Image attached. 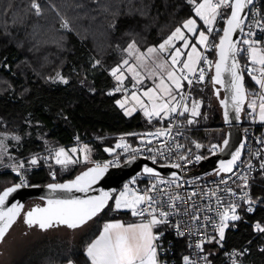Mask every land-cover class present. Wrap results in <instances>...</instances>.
<instances>
[{
	"label": "snow or ice",
	"instance_id": "obj_1",
	"mask_svg": "<svg viewBox=\"0 0 264 264\" xmlns=\"http://www.w3.org/2000/svg\"><path fill=\"white\" fill-rule=\"evenodd\" d=\"M188 3L193 6L194 16L202 21L203 26L197 23V19L190 17L180 27H176L157 47L148 48L146 53L140 52L133 42L125 51L135 58V62L130 63L128 59H124L111 69V75L118 82L114 92L126 93L122 100L116 101L120 108H125L131 100L142 109L143 115L149 122L153 119L161 124L164 120L169 122L167 128L162 127L154 132L143 134L145 137L157 140L161 137L168 138L158 146L147 148V151L153 155L146 158L151 159L154 164L157 163V155L166 159L174 152L180 160L188 161V155L180 151L185 146L176 142L175 136L172 135L173 126L177 128L176 134L181 135L179 123L173 122L178 121L179 117L185 116L186 113L193 118L200 115L199 109L202 102L192 97L191 88L194 84L204 83L208 72H213V75L208 77V83L213 86L214 94L218 98L221 88L226 87V96L219 101L224 107L226 120L229 117V104H231L234 118L238 119L239 113L243 110L242 106L248 100L250 90L245 86L246 73L258 87L256 92L251 93L253 98L247 103L248 108L251 109L249 115L252 116L258 112L259 120L264 122V42L255 39L258 31L264 33V17L249 19L254 0H200V2L188 0ZM32 7L39 14L40 4L34 0ZM218 20L225 24L223 28L216 27ZM63 26L68 27L67 21ZM178 42H180L179 47ZM208 52H214L217 59L215 61L209 59ZM242 54L246 55L248 64L241 65L239 58ZM125 72L131 75L132 89H137L138 85H144L145 80L150 81L151 86L131 91V95H127L129 89L124 87V81L129 79V76H126ZM60 79L63 83H67V80L62 77ZM185 84L188 86L187 89ZM217 85L220 87H216ZM112 94L114 93H109V95ZM132 111H135V107L126 109V114L131 115ZM186 123L191 125L195 123V120L187 119ZM15 138L19 139V137ZM168 140L172 142L169 143ZM142 142L145 141L142 140ZM146 143L152 144V139H147ZM224 144L226 146L228 141L225 140ZM2 145L3 141H0V147ZM195 147L201 148L202 145L196 143ZM115 148L128 151L131 146L121 138V142L116 144ZM114 150L113 148L105 149L109 153ZM131 150L140 151V149ZM78 151L85 153L83 163H88L87 153L90 151L88 145H83L82 149L58 148L50 158L54 159L55 164L67 168L69 165L80 162L79 158L69 154H76ZM186 151L190 153L191 149ZM256 156L259 158V152ZM195 159L200 161L202 157L196 156ZM37 163L36 158L30 161L31 165ZM170 166L181 168L179 163ZM259 166L261 170H264V160H261ZM108 167V163L96 164L82 172L73 181L49 184L48 187L54 192L71 193L75 190L87 193ZM245 167L249 172L254 169L251 162L246 164L241 160V151L238 149L231 155V159L220 161L216 175L221 178L215 188L207 191L203 189L198 191L197 188H193L182 194L180 189L184 188V184H192L194 181L181 182V176L175 172L171 173L172 179L167 180L162 178L161 173L155 168L145 166L143 172L152 177L153 181L143 190L125 185V190L119 192L115 198L110 192H101L98 196L49 199L46 207H36L28 211L25 214V223L30 227L36 226L43 230L59 226L77 229L102 213L111 200L113 208L110 210H128L133 217L138 218V222L105 223L99 234L86 245L85 255L88 264H161L159 253L163 250V245L158 242L164 233L163 231L154 232V229L160 225H169L175 229L177 235L184 236L183 227H189L193 233L199 234L201 229L207 227L204 223L207 221L218 233L217 242L223 240L229 221H237L241 218L236 214L238 205L226 199L228 196H237L235 190L229 185V181L235 183L237 180H242L244 181L242 187L247 188L248 176L240 171H234V169ZM22 168H24L23 162H20L18 166L13 165L17 175H20L19 170ZM52 176L55 178V172ZM26 186H28L26 179L21 178L19 184L0 193V242L4 241L8 230L23 209V205L19 203L5 207L6 201L10 194ZM237 198L244 199L249 204L252 203L247 192ZM252 210L251 207L248 208L249 212ZM170 217H190L191 219L190 221L179 219L172 223ZM214 218L218 219L219 223H215ZM255 230L264 233V226L257 223ZM213 239L216 237L200 240L195 247L203 251L205 242H211ZM189 246L192 247L191 244ZM204 259L206 260V257ZM183 262L195 264V261L188 256L183 257ZM68 264H74V261L69 259Z\"/></svg>",
	"mask_w": 264,
	"mask_h": 264
},
{
	"label": "trees",
	"instance_id": "obj_2",
	"mask_svg": "<svg viewBox=\"0 0 264 264\" xmlns=\"http://www.w3.org/2000/svg\"><path fill=\"white\" fill-rule=\"evenodd\" d=\"M33 2L0 0V132L21 136L15 157L26 160L36 152L69 146L76 140L91 145L93 159L112 155L118 134L144 130L149 123L140 111L127 115L116 103L124 93L114 92L116 81L110 70L120 64L131 43L140 48L161 43L194 16L193 6L188 0H35L40 4L37 14ZM65 21L67 28L63 26ZM219 23L223 28L225 24ZM240 60L242 65L248 61L243 54ZM59 74L67 83L57 79ZM208 77L202 83L204 89H198L204 102L202 112L211 101L219 113L221 106L213 86L207 83ZM245 85L250 95L258 89L246 73ZM260 132L264 136V125ZM189 133L210 141L202 127H193ZM130 140L135 144L138 134L130 135ZM106 148L115 150L109 153ZM78 166L75 164L73 170L62 175L60 166H55V178L48 165L26 169L22 174L28 184L62 183L79 172ZM2 176L11 177V184L19 182L20 175L14 171H0ZM253 194L264 203V170L253 183ZM112 204L110 200L72 245L66 244L64 238L60 239L63 243H55L50 254L54 259L25 262L65 264L71 259L88 264L86 245L99 233L103 221L125 215L110 210ZM259 222L264 223L263 207L252 214L242 212L239 220L229 224L223 240L217 242L215 233L216 239L205 243L212 264L224 259L225 250L242 246L250 239L249 251L240 255L239 264H264V233L254 237ZM175 246L177 264H184L183 257L188 256L186 239H176Z\"/></svg>",
	"mask_w": 264,
	"mask_h": 264
},
{
	"label": "built area",
	"instance_id": "obj_3",
	"mask_svg": "<svg viewBox=\"0 0 264 264\" xmlns=\"http://www.w3.org/2000/svg\"><path fill=\"white\" fill-rule=\"evenodd\" d=\"M261 17H264V0H255L253 6L251 7V11L249 14V19L256 18L260 19ZM220 21H217L216 27L220 28ZM211 39V38H210ZM256 40H260L264 42V33L257 32L255 36ZM244 55V54H243ZM246 58V55H244ZM249 61L246 62L248 64ZM251 66V65H250ZM208 74V73H207ZM118 85V84H117ZM116 85V87H117ZM125 88H128L129 91L131 89L130 86H125ZM258 89L255 90V92ZM124 92V91H123ZM245 105L244 111H243V119H242V126L244 133L246 135V141L244 146L243 155L241 157L242 161H245L247 164L248 162H251L252 165H254V169L249 172L247 168L244 169H234V171H240L243 174L248 176V187L243 188L242 185L244 181L237 180L235 183L232 181H229V185L235 190L237 196H228L226 199L234 202L238 205L236 214L241 217L242 212H248V213H255V211L259 207L264 208V203L261 201L260 198H257L253 194V183L256 180L258 174L261 172L260 169V162L261 160H264V136L260 132V128L263 125L258 116V112L254 113L252 116L249 115L251 112V109L248 108V106ZM254 117V118H253ZM148 120V119H147ZM149 127L135 132H125L120 133L117 135L115 145L121 142V138H123V141L128 143L131 148L128 151H124L123 149L115 148V152L112 155L99 157L96 159H92L90 161L91 164H100L103 165L105 163H108L111 166H116L121 164L122 162L126 161L128 158L132 156H142V157H150L153 155V153H150L147 151V148L158 146L160 143H162L164 140L168 139L167 137H161L159 140L153 139L151 137H145L143 136L144 133L148 132H154L158 128H167L169 127L168 120H164L163 123H157L155 119H153L151 122H149ZM175 123H179V131L181 135H177V128L172 127V135L175 136L176 142L183 144L185 147L184 149H181V153L188 155V161L180 160L178 158V155L174 152L171 156H168L166 159H162L159 155H157V163H179L181 165L180 168V176L182 178V181H194L192 184H184V188L180 189V192L183 194L185 191H191L193 188H197V190H209L212 188H215L216 183L219 182L220 176L216 175L217 171L213 172H206L204 175L198 172V169L200 168L201 162L208 156H211L213 154H216L221 151L222 149V143L221 142H204L197 137L191 135L189 133V130L191 127L187 126L183 122V116L179 117L178 121H174ZM132 134H138V140L135 144L131 143L130 135ZM147 139H152V144H147ZM145 141V142H142ZM169 143H171V140H168ZM81 144V140H76L75 144ZM199 143L202 145L201 148H196L195 144ZM216 146V147H214ZM191 149V152L188 153L186 150ZM131 149H140L138 152H133ZM259 152V158H257L256 154ZM167 155V153H166ZM53 156L52 149H46L41 150L39 152H36L32 154L27 162L31 161L32 158H37L38 163L36 165L31 164H25L24 168L20 169V176H19V183L21 182V178L26 179L28 184V179L26 175L22 174L24 170L39 167L42 165H48L52 168V173L54 172L55 166H58L53 162V159L50 158ZM200 156L202 159L200 161H196L195 157ZM48 158V159H45ZM26 160V159H25ZM151 160V159H150ZM30 163V162H29ZM224 175V174H222ZM164 179L171 180L172 177L170 176H161ZM135 183L133 184V181H129L126 184L123 185L121 188L122 190H125V185H128L131 188L141 189L143 190L145 187L148 186L149 183L153 181L152 177H147L145 174L139 175L135 180ZM199 186V187H197ZM120 191V190H119ZM118 191V193H119ZM121 192V191H120ZM247 192L248 197L251 199L252 203L249 204L244 199H238L237 197H242L244 193ZM251 207L253 210L251 212L248 211V208ZM218 211H222V209H217ZM137 218V217H135ZM172 223H175L179 219H183L185 221H190V217H170L169 218ZM215 223H219V220L214 218ZM232 221H229V224ZM195 223V222H194ZM205 224H207V227L200 230L199 234L193 233L189 227H183L182 230L184 231V236H179L176 234V231L174 228H172L169 225H160L159 227L154 229V232H160L163 231L164 235L160 238V241L158 243H162L163 250L159 253V259L161 261V264H177V256L175 255L176 251V239L184 238L187 242V248H188V257L195 261V264H212L210 259V254L205 248V244L203 247V251H199L195 246L199 243L200 240H206L208 237H213L217 231L214 230V228L211 226V224H208L207 221H204ZM261 226H264V223L259 222ZM197 228H199V224L196 225ZM262 234L261 232H258L255 230L254 237ZM253 237V238H254ZM250 239L245 244L239 247H233L230 249L225 250L224 252V259L219 264H238L239 263V257L242 254H245L249 251ZM207 243V242H205ZM192 245L190 247L189 245ZM206 257V260L204 259Z\"/></svg>",
	"mask_w": 264,
	"mask_h": 264
},
{
	"label": "rangeland",
	"instance_id": "obj_4",
	"mask_svg": "<svg viewBox=\"0 0 264 264\" xmlns=\"http://www.w3.org/2000/svg\"><path fill=\"white\" fill-rule=\"evenodd\" d=\"M197 2H200V0H197ZM193 18L197 19V23L200 24L201 26H203L202 21H200L198 17L193 16ZM188 35H190V34H188ZM193 42H195L194 38H193ZM159 44L150 45L147 48H140L135 43V45L139 49V51L144 52V53L147 52L148 48L157 47ZM177 46L178 47L180 46V42L177 43ZM161 55H163V54H161ZM207 55H208L209 59H212L215 61L216 55L213 56L212 52H208ZM124 59H128L130 63L135 62V58L133 56H130L127 51H125L124 56H122L121 62ZM157 62H159V61H157ZM149 63H150V61H149ZM209 73L210 72H208L206 79H207ZM110 74H111V70H110ZM125 75L129 76V79H126L124 81V87L125 86H131V83H132L131 75L127 72H125ZM60 77H62L61 74H59L57 76V79L62 81L60 79ZM62 78L64 80H66L64 77H62ZM114 80H115V78H114ZM207 83H208V81H207ZM117 84H118V82L116 81V85ZM147 86H151L150 81L145 80L144 85H138L137 89H131L130 91H128L127 95L130 96L131 91H138L140 88L147 87ZM185 88L186 89L188 88L187 84H185ZM198 89L203 90L204 89L203 84H196L193 88H191V95L193 98L202 102L201 107L199 109L200 115L198 117L193 118L190 116V114L186 113L185 116H183V122L185 125H187L191 128H193V127L204 128L205 133L209 136L210 141H208V142L217 141V142L222 143V141L226 137V131H227L224 116L222 113V109L218 113L216 111L215 107H213L214 105L212 104V102L209 101V107L207 108L206 112L203 113L202 110H203L204 102H203L202 98L199 97ZM125 95H126V93H124L123 96L119 100H122ZM252 98H253V96L250 95L249 100H251ZM215 100L214 101L216 103L217 99H215ZM132 107H135V111L138 110L143 114L142 109H140V107L138 105H135V103L131 100H129V102L125 105L124 109L126 111V109H130ZM187 119H194L195 123L189 125L186 123ZM0 122H1V118H0ZM261 123L264 125V122H261ZM15 137H19V139L17 140ZM20 139H21V136L18 133L10 132V131L9 132L8 131H1L0 132V141H3V145H2V147H0V171H14L13 165L18 166L20 162H23L24 165L30 164L29 163L30 161L27 162V160H25L24 158L15 157V149L18 148V142L20 141ZM83 145H88V148L90 149V151L87 153V155L89 156V162L88 163H83V156L85 154L84 152L78 151L76 154L69 153L70 155H73L74 158H79L80 162L77 163V164H79L78 169L82 170V169L88 167L89 165H93L90 163V161L93 159V156H92L93 151H92L91 145H89L88 143L82 142L81 144L78 143V144H72L69 146H58L57 148L52 149V152L54 154V151L58 148H61V147L66 149V150H69L73 147H76L78 149H82ZM39 158L40 157H37L36 159L38 160ZM59 168H60L59 175H62L64 173H68L69 171L73 170L74 165H69L67 168H63L62 166H60ZM14 172H16V171H14ZM12 181L13 180L11 177L4 178V176H2L0 178V193L4 190V188H6L8 185H10ZM120 191H122V189H120ZM34 203H38V206L43 208L42 202L30 200L27 202L25 209L31 208L34 205ZM23 217L25 218V216L22 215L15 222V224L12 226V228L10 229L8 234L5 236L4 241L0 244V264H18V263L27 264L26 263L27 261H36V260L40 263L49 262L50 259H54L52 256H50V254H51V252H53L52 247H55V243H58V242H60L59 244L63 243L62 241L64 238L66 244L72 245L73 242L76 240V238H78L83 232L87 231L88 228L92 224V222H91L92 220H91L87 224H85L82 227L77 228V229H69L65 226H59V227L52 228V230H49L50 228L47 230H43V229H40L39 227H36V226L30 227L27 223H25V221H24L25 219H23ZM226 230L227 229H225V234H226ZM225 234H224V237H225ZM60 239H62V241ZM218 239L216 241H218ZM19 257H29V258L38 257V259H32V258L31 259H22V258L19 259ZM23 261L24 262L26 261V262L24 263Z\"/></svg>",
	"mask_w": 264,
	"mask_h": 264
},
{
	"label": "water",
	"instance_id": "obj_5",
	"mask_svg": "<svg viewBox=\"0 0 264 264\" xmlns=\"http://www.w3.org/2000/svg\"><path fill=\"white\" fill-rule=\"evenodd\" d=\"M239 61L241 63L240 58H239ZM216 87H220V86L217 85ZM225 96H226V87L221 88L220 97L219 98L217 96L216 97L218 101H220V99H224ZM246 102L247 100L242 106L243 110L239 113L238 119L234 118V113L231 108V104H229V117L227 120L225 119V116H224V107L219 102L221 109H222L223 116H224L225 125L227 128L226 137L222 141L221 151L216 154L206 157L201 162L198 172L201 173L202 175H204L206 172L217 171L219 169L220 161L221 160L227 161L231 159V155L238 149L241 151V157H242L244 146H245V141H246V135L244 133L243 126H242V119H243L242 114H243ZM225 140L228 141V144L226 146L224 144ZM241 145H243L242 148H241ZM172 164L174 163H155L154 164L152 160L148 158L135 155V156L128 158L126 161L122 162L119 165H116V166L109 165L107 171L104 172L101 178L95 184L92 185L91 189L87 193H80L75 190H73L71 193L60 192V191L54 192L51 188L48 187L49 184H54V183L27 184L28 186L21 187L17 189L15 192H13L12 194H10V196L8 197L6 201L5 207H9L13 203H19L23 205V209L20 211V214L16 219L17 221L22 215L25 216V214L28 211L36 207H39L38 204H35L31 208L25 209L27 202L30 200L42 202L43 203L42 207H46L49 199H55L57 197L98 196L101 194V192H110L112 196L114 197L118 193V191L123 187L124 184H126L129 181L135 180L141 174H146L143 172V168L145 166L155 168L158 172L161 173V176L172 177L171 173L173 172L178 173L180 175L181 173L180 168L179 169L172 168L170 166ZM95 165L96 164L89 165L88 167L82 170H79V172L73 178L68 179L62 183H68L70 181L75 180L76 177L79 176L82 172L87 171L88 168L94 167ZM16 184H19V182L8 185L6 188H4V190L9 187H13ZM25 219H26V216H25ZM10 229L8 230V232L10 231ZM1 243L2 242H0V244Z\"/></svg>",
	"mask_w": 264,
	"mask_h": 264
},
{
	"label": "crops",
	"instance_id": "obj_6",
	"mask_svg": "<svg viewBox=\"0 0 264 264\" xmlns=\"http://www.w3.org/2000/svg\"><path fill=\"white\" fill-rule=\"evenodd\" d=\"M131 87V86H130ZM132 89V88H131ZM130 89V90H131ZM123 93H125V92H123ZM147 118V117H146ZM148 119V118H147ZM125 133V132H124ZM53 162H54V160H53ZM55 163V162H54ZM60 166V165H59ZM123 191V190H122ZM121 191V192H122ZM118 195V193L115 195V197ZM114 197V198H115ZM35 204H38V203H34V205ZM112 206H113V204H112ZM125 212V215H123V216H121V217H116V218H110V219H106V220H104L103 221V224H102V227H103V225L105 224V223H107V222H114V221H121V222H124V223H134V222H138V218H135V217H133L131 214H130V211H128V210H117V212ZM23 219H25L24 217H23ZM25 221V220H24ZM102 229V228H101ZM49 230H52V228H50ZM99 234V233H98ZM97 234V235H98ZM16 258V257H15ZM14 258V259H15ZM27 259V258H29V257H19V259ZM65 264H68V262H66ZM74 264H77V263H75L74 262ZM239 264V263H238Z\"/></svg>",
	"mask_w": 264,
	"mask_h": 264
},
{
	"label": "flooded vegetation",
	"instance_id": "obj_7",
	"mask_svg": "<svg viewBox=\"0 0 264 264\" xmlns=\"http://www.w3.org/2000/svg\"><path fill=\"white\" fill-rule=\"evenodd\" d=\"M213 75V72H210ZM211 85V84H210ZM212 86V85H211ZM214 89V88H213Z\"/></svg>",
	"mask_w": 264,
	"mask_h": 264
}]
</instances>
